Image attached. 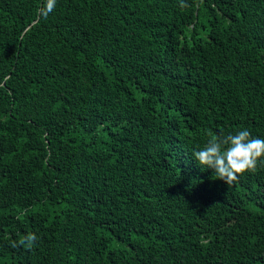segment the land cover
I'll return each instance as SVG.
<instances>
[{
	"label": "trees",
	"instance_id": "trees-1",
	"mask_svg": "<svg viewBox=\"0 0 264 264\" xmlns=\"http://www.w3.org/2000/svg\"><path fill=\"white\" fill-rule=\"evenodd\" d=\"M0 0V264H264V0ZM37 247L28 251L26 241Z\"/></svg>",
	"mask_w": 264,
	"mask_h": 264
},
{
	"label": "clouds",
	"instance_id": "clouds-1",
	"mask_svg": "<svg viewBox=\"0 0 264 264\" xmlns=\"http://www.w3.org/2000/svg\"><path fill=\"white\" fill-rule=\"evenodd\" d=\"M57 0H46L43 15L51 13ZM199 166L212 169L214 175L226 183L234 181L240 174L254 171L258 162L264 163V138L253 136L246 128L228 134H217L194 152ZM27 249H35V239L26 241Z\"/></svg>",
	"mask_w": 264,
	"mask_h": 264
}]
</instances>
